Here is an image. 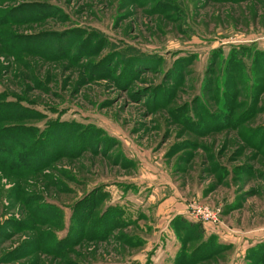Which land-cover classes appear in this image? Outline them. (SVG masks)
<instances>
[{
	"label": "rangeland",
	"instance_id": "374dc122",
	"mask_svg": "<svg viewBox=\"0 0 264 264\" xmlns=\"http://www.w3.org/2000/svg\"><path fill=\"white\" fill-rule=\"evenodd\" d=\"M0 264H264V0H0Z\"/></svg>",
	"mask_w": 264,
	"mask_h": 264
},
{
	"label": "built area",
	"instance_id": "2783aa9c",
	"mask_svg": "<svg viewBox=\"0 0 264 264\" xmlns=\"http://www.w3.org/2000/svg\"><path fill=\"white\" fill-rule=\"evenodd\" d=\"M193 214H190V219L202 222L204 225L219 227V215L209 208L196 207Z\"/></svg>",
	"mask_w": 264,
	"mask_h": 264
},
{
	"label": "trees",
	"instance_id": "16d2710c",
	"mask_svg": "<svg viewBox=\"0 0 264 264\" xmlns=\"http://www.w3.org/2000/svg\"><path fill=\"white\" fill-rule=\"evenodd\" d=\"M182 223H183V221H182ZM184 223L185 224H189V226L192 228V227H195V228H197V230H198V232L199 233H203V234H205V229H204V224H202V223H196V224H194V223H192V222H190L189 220H186V222L184 221ZM183 223V224H184Z\"/></svg>",
	"mask_w": 264,
	"mask_h": 264
},
{
	"label": "crops",
	"instance_id": "0c3cea01",
	"mask_svg": "<svg viewBox=\"0 0 264 264\" xmlns=\"http://www.w3.org/2000/svg\"><path fill=\"white\" fill-rule=\"evenodd\" d=\"M207 227H209V228H207ZM207 227H205V228L207 229V233H208L209 231H211L210 228L212 229L213 227L212 226H208V225H207Z\"/></svg>",
	"mask_w": 264,
	"mask_h": 264
}]
</instances>
